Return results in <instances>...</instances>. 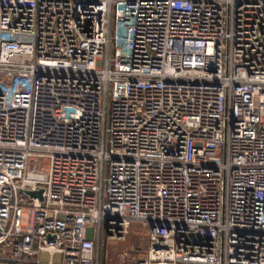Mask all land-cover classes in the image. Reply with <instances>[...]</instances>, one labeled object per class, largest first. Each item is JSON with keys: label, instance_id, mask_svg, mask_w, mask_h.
<instances>
[{"label": "built area", "instance_id": "2783aa9c", "mask_svg": "<svg viewBox=\"0 0 264 264\" xmlns=\"http://www.w3.org/2000/svg\"><path fill=\"white\" fill-rule=\"evenodd\" d=\"M136 222L137 264H264V0H0V264Z\"/></svg>", "mask_w": 264, "mask_h": 264}, {"label": "rangeland", "instance_id": "374dc122", "mask_svg": "<svg viewBox=\"0 0 264 264\" xmlns=\"http://www.w3.org/2000/svg\"><path fill=\"white\" fill-rule=\"evenodd\" d=\"M35 164L36 169L47 167V160L41 162L38 158L29 159V165ZM20 206H26L21 203ZM150 246L147 228L141 223H133L128 234L123 238L111 237L105 233L96 240L97 257L101 264H137V261L145 257ZM47 259V255L43 254ZM58 256H56V259Z\"/></svg>", "mask_w": 264, "mask_h": 264}, {"label": "water", "instance_id": "95a60500", "mask_svg": "<svg viewBox=\"0 0 264 264\" xmlns=\"http://www.w3.org/2000/svg\"><path fill=\"white\" fill-rule=\"evenodd\" d=\"M27 193H28L29 195H31V196H36V195H38V196L41 197V191H39V192L27 191Z\"/></svg>", "mask_w": 264, "mask_h": 264}]
</instances>
